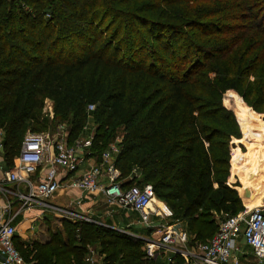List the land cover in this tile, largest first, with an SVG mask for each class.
Returning a JSON list of instances; mask_svg holds the SVG:
<instances>
[{
  "label": "trees",
  "instance_id": "obj_1",
  "mask_svg": "<svg viewBox=\"0 0 264 264\" xmlns=\"http://www.w3.org/2000/svg\"><path fill=\"white\" fill-rule=\"evenodd\" d=\"M234 93L264 114V0H0L5 169L28 132L65 122L73 143L94 114L91 156L122 127L118 180L152 185L173 221L186 224L191 248L215 236L222 214L239 215L253 200L252 157L236 149L246 134L225 105L235 98L243 108ZM242 112L248 122L259 117ZM68 235L30 244L16 236L15 245L25 264H87L97 244L104 264H152L144 240L107 227L77 224Z\"/></svg>",
  "mask_w": 264,
  "mask_h": 264
},
{
  "label": "built area",
  "instance_id": "obj_2",
  "mask_svg": "<svg viewBox=\"0 0 264 264\" xmlns=\"http://www.w3.org/2000/svg\"><path fill=\"white\" fill-rule=\"evenodd\" d=\"M93 111L95 106H89L88 112ZM92 137L69 143L68 131L63 126L52 135L28 132L15 165L4 172V166L0 164V191H3L4 184L17 187L16 191H3L7 197L0 198V264H25L15 245L17 229L14 221L23 212L37 207L42 210L53 208L50 200L60 188L101 195L109 206L137 213L140 225L156 229L155 233L160 234L156 240L145 239L144 251L150 261L160 254H180L186 259L183 264H240L235 256L241 251L237 245L240 237L258 263L264 260V205L236 216L222 214L218 231L210 241L190 250H178L175 247L177 244L189 246V234L179 227V221H173L172 212L156 198L152 185L134 184L124 188L118 181L120 173L114 157L119 153L121 137L103 152L101 165H90L82 175L67 177L78 172L92 157ZM1 149L0 141V152ZM106 179L107 182H103ZM154 216L161 221L155 222L152 219ZM168 261L172 263L173 258L169 257ZM86 262L95 263L90 255Z\"/></svg>",
  "mask_w": 264,
  "mask_h": 264
},
{
  "label": "rangeland",
  "instance_id": "obj_3",
  "mask_svg": "<svg viewBox=\"0 0 264 264\" xmlns=\"http://www.w3.org/2000/svg\"><path fill=\"white\" fill-rule=\"evenodd\" d=\"M236 94V93H234ZM229 94L227 93L225 95L228 96ZM240 101L243 106V108L239 109L238 106L235 105L236 99H228L229 102L225 105L228 109H230L236 116L237 121L239 122L242 131L246 134V138L241 142H236V149H238L240 152L247 154L250 153V156L252 157L249 165H247V168L251 167L253 170V177L248 179V190L253 198L252 202H250L249 208L259 204L262 199L264 198V139L258 140L255 137H252L250 130L254 129L257 130L260 133V137L264 138V114H257L255 113L244 101L243 99L236 94L235 95ZM247 111L250 110L254 112L256 115H259V117H254V119H251L250 122H248L249 117L251 116L250 112H242V110ZM44 114L48 116H52V102L51 101H46L45 102V107H44ZM51 118V117H50ZM246 120V122L244 121ZM95 122H94V114H90L88 118V122L86 124V130L83 132V136L81 139L87 140L91 138L94 133H95ZM58 126H63L67 130V123H59L57 127L48 129L47 131L43 132L45 134L52 135L57 129ZM248 132V133H246ZM123 134V128H117L115 134H114V139H117L118 137H121ZM111 138V139H112ZM100 156L97 154L96 155V160L98 161L97 163L100 164ZM242 163L247 162L246 160L241 161ZM234 164V163H233ZM234 171L238 170L236 174L239 176L240 175V183L243 185L241 188L244 187V178L242 176L241 170L237 169L238 166L235 164L233 165ZM246 167V166H245ZM134 175H137L136 180H140L139 178V172L137 171ZM237 176V177H238ZM141 178V177H140ZM121 182V180H118ZM123 181V180H122ZM260 183L257 191L255 189V184ZM240 188V189H241ZM242 191V190H240ZM161 202V201H160ZM163 203V202H162ZM244 203V202H243ZM54 204V203H53ZM169 211L171 209L163 203ZM99 207L98 212H100L99 215H93V216H99V219H92L86 213V210H82L78 208L77 206L74 205H69L67 208H62L55 206L53 208H49L46 210L40 211V213H37L38 216L43 219V220H36L32 223L33 228H29V232L26 231V229L29 227L28 222L22 224L20 227V231L23 236L19 233L18 235V240H21L24 243L27 242H42L48 239L50 240V237L53 233H61V236L64 241L69 242L70 240V235L68 233L70 230H74L75 225L77 224H89V225H94L98 227H107L111 230H114L117 233H123L131 236L132 238L136 239H141L144 240L146 238H151L153 240H156L160 234H155L156 229H147L146 227L136 224V225H129L130 223L134 222V218H130L128 220L123 219V212L119 210H114V212L111 215H108L107 212H110L113 209H110L107 207V204L101 200L97 204ZM264 205L263 201L258 205ZM35 210H33L34 212ZM78 212V213H77ZM131 212V211H130ZM172 212V211H171ZM82 214V215H79ZM132 214V213H130ZM173 214V213H172ZM34 213H31L28 216H34ZM84 215V216H83ZM87 216V217H85ZM136 219V218H135ZM38 221V222H37ZM129 223V224H128ZM183 228L186 227V224H182ZM186 229V228H185ZM75 233L78 234V230L75 231ZM155 234V235H153ZM244 239L239 238L237 241L238 247L241 249V252L245 251L243 248L244 244ZM101 247L97 245L91 246L89 254L90 256L93 257V259L100 258L99 260L101 261V258L104 259V256H101ZM239 256L241 255L240 253L238 254ZM242 256V255H241ZM254 264H264V260L260 263H255Z\"/></svg>",
  "mask_w": 264,
  "mask_h": 264
},
{
  "label": "crops",
  "instance_id": "obj_4",
  "mask_svg": "<svg viewBox=\"0 0 264 264\" xmlns=\"http://www.w3.org/2000/svg\"><path fill=\"white\" fill-rule=\"evenodd\" d=\"M248 133V132H246ZM243 141V140H242ZM100 164H98L97 160H96V156H92L90 158L87 159L86 163H84L81 167H80V170L74 174H70V175H67V177H78L80 175L83 174L84 171L87 170V168L90 166V165H101V156H100ZM0 164L4 166V162H3V156L2 154L0 153ZM233 162H232V172L236 174V172L238 170H235L234 171V167H233ZM237 169H239L237 167ZM4 172H7V170L5 169L4 167ZM237 175V174H236ZM238 176V175H237ZM238 179H240V175L237 177ZM62 179H64V176L62 177ZM67 179V178H66ZM107 182V179L106 180H103V182ZM242 184V183H241ZM243 185V184H242ZM259 185H261L259 182L255 184V189L257 191ZM244 188V187H243ZM243 188H241V190L243 191ZM3 191L6 192V193H9V192H12V191H16L17 190V187H14L10 184H4L3 187H2ZM3 191L1 192L0 191V198H6L7 196L3 193ZM243 195V193H242ZM101 200L103 202H106L105 198L101 195H96V194H87V193H81L77 190H74V189H68V188H60V190H58V192L54 195V197L50 200V203L51 204H55V206H58V207H62V208H67L69 205H74V206H77L78 208L82 209V210H86V213L88 215H92V216H89L91 217L92 219H99V216H93V215H99L100 212H98V208L97 207L98 203L101 202ZM263 201V204H264V199L262 200ZM78 202L80 204H78ZM53 204V206H54ZM245 208H246V211L247 210H251L253 207L249 208L247 207L245 204H244ZM258 206V205H256ZM107 207L110 208V209H113L111 210L110 212H107L108 215H111L114 210H119V211H122L123 212V219H130L131 217L134 218V222L132 223H128L129 225H127V227H129L130 225H136V224H139L138 221H139V216L137 213L135 212H130L128 210H123V209H120V208H117V207H111L107 204ZM40 211H42V208H39L37 207L35 209V211H26V212H23L19 217H17V219L14 221V225L16 226V229H17V236L19 235V233L21 234L22 237H25L22 235L21 231H20V227L22 226V224L24 225V223H27L29 224V227L26 229L27 232H29V228H33V225L32 223L36 220H43L41 219L40 217H38V214L37 213H40ZM31 213H34L35 215L34 216H28L30 215ZM78 213V212H77ZM132 213V214H130ZM79 215H82V214H79ZM84 216V215H83ZM87 217V216H85ZM136 218V219H135ZM155 222H160L161 220L158 218V217H153L152 218ZM38 222V221H37ZM140 225V224H139ZM184 225V224H183ZM180 227L183 228L182 224H180ZM156 234V233H155ZM153 234V235H155ZM242 238V237H240ZM147 239H151V238H146ZM33 242V241H32ZM32 242H27L26 244H30ZM44 243L48 242V239H46L45 241H43ZM243 248L245 251L243 252H239L241 255L239 256L237 253L235 256L236 258L239 259L240 261V264H254L257 263L256 259L254 258V256L252 255L251 253V249L244 243L243 245ZM178 250H182V249H192L190 246H182L180 244H177L175 246ZM169 257H172L173 258V262L170 263L168 261V258ZM180 258L181 260L184 259L183 263L185 262V258L183 256H181L180 254H160L159 256H157V258L155 260H152V264H175L176 263V260L175 258ZM100 258H96L94 259V264H104L103 262V258H101V261L99 260ZM1 260V258H0ZM88 264V263H87ZM229 264H232V262H229Z\"/></svg>",
  "mask_w": 264,
  "mask_h": 264
},
{
  "label": "bare ground",
  "instance_id": "obj_5",
  "mask_svg": "<svg viewBox=\"0 0 264 264\" xmlns=\"http://www.w3.org/2000/svg\"><path fill=\"white\" fill-rule=\"evenodd\" d=\"M263 199H264V198H263ZM263 199H262V200H263ZM261 202H262V201H261ZM261 202H260V203H261ZM260 203H259V204H260ZM259 204H257V205H259ZM255 206H256V205H255Z\"/></svg>",
  "mask_w": 264,
  "mask_h": 264
}]
</instances>
